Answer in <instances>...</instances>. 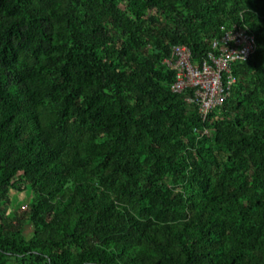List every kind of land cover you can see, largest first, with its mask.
<instances>
[{"label": "trees", "instance_id": "obj_1", "mask_svg": "<svg viewBox=\"0 0 264 264\" xmlns=\"http://www.w3.org/2000/svg\"><path fill=\"white\" fill-rule=\"evenodd\" d=\"M232 24L203 118L165 60ZM0 264H264V0H0Z\"/></svg>", "mask_w": 264, "mask_h": 264}, {"label": "built area", "instance_id": "obj_2", "mask_svg": "<svg viewBox=\"0 0 264 264\" xmlns=\"http://www.w3.org/2000/svg\"><path fill=\"white\" fill-rule=\"evenodd\" d=\"M223 31L221 37L212 39L211 49L199 63L192 59L191 49L184 44L174 45L171 58L165 60L176 70L171 89L186 91V101L196 106L203 118L228 98L237 80L232 64L245 60L256 49L255 36L246 29L232 24L223 26Z\"/></svg>", "mask_w": 264, "mask_h": 264}, {"label": "rangeland", "instance_id": "obj_3", "mask_svg": "<svg viewBox=\"0 0 264 264\" xmlns=\"http://www.w3.org/2000/svg\"><path fill=\"white\" fill-rule=\"evenodd\" d=\"M28 198L29 194L27 192L12 193V206H10V208L7 207V211L9 212L11 208H17L18 206L25 204Z\"/></svg>", "mask_w": 264, "mask_h": 264}]
</instances>
